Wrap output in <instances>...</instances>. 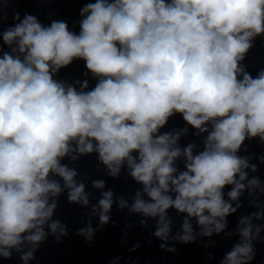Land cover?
Segmentation results:
<instances>
[{
	"label": "clouds",
	"instance_id": "clouds-1",
	"mask_svg": "<svg viewBox=\"0 0 264 264\" xmlns=\"http://www.w3.org/2000/svg\"><path fill=\"white\" fill-rule=\"evenodd\" d=\"M81 16L77 34L66 22L46 27L16 12L14 26L0 33L19 53L0 58V256L25 244L34 250L46 225L58 237L67 235V226L52 220L57 203L50 197L67 189L69 202L89 205L77 172L60 162L73 142L80 154L96 152L113 177L127 164L143 185L130 212L156 219L155 237L169 240V209L186 214L173 240L196 239L189 218L199 235L220 234L240 206L224 199L225 186H232L229 200L237 201L246 187L261 183L247 179L250 165L237 152L246 138L264 141V71L253 78L239 65L251 41L264 34V0H96ZM5 18L0 13V21ZM74 59L98 78L93 90L78 92L53 79ZM175 113L200 133L211 125L203 151L176 147L179 134H158ZM181 155L187 170L176 174L173 162ZM93 187L105 185L94 181ZM113 196L104 191L92 206L101 227L114 202L128 207ZM253 217L264 219V212L240 220L241 242L222 264L253 259ZM97 230L89 222L77 234L91 241ZM261 230L257 226L256 234ZM32 256L27 251L21 260L27 264Z\"/></svg>",
	"mask_w": 264,
	"mask_h": 264
},
{
	"label": "water",
	"instance_id": "water-1",
	"mask_svg": "<svg viewBox=\"0 0 264 264\" xmlns=\"http://www.w3.org/2000/svg\"><path fill=\"white\" fill-rule=\"evenodd\" d=\"M252 47L245 53L244 59L239 62L240 67L245 72L255 78L260 71H264V34L256 36L252 41ZM212 130L211 125H208V132ZM208 132L200 133L197 129L187 124L183 119V115L175 113L168 118L167 123L158 130V134H170L175 136L179 134V139L176 147L181 150L188 145H193V155L203 151L204 143ZM237 155L241 158H246L250 165L244 169L247 173V179L258 178L260 187L249 189L246 187L242 191L237 201L229 200L227 193L232 186L228 185L224 188V199L231 203L233 207L237 204L234 213L226 217L227 226L220 234L211 236L199 235L201 229L197 225L194 218H189L194 229L196 239L191 243H182L178 240H173L172 237L182 232V223L186 214L177 213L175 209L168 210V216L172 221L171 232L168 241H162L153 235L152 253L153 264H222L226 255L233 247L241 242V237L237 231L240 227V220L246 216H252L257 212H264V141L259 136L246 138ZM174 167L177 173L186 171V158L181 155L174 162ZM256 167L252 171L251 166ZM247 185V180L244 181ZM174 195V194H173ZM253 235L252 247L254 250L253 259L249 264H264V230L256 234L257 226H264V219L257 220L253 217ZM156 231V219L153 218V233ZM166 244L165 248H161V244ZM169 249H174L170 251Z\"/></svg>",
	"mask_w": 264,
	"mask_h": 264
}]
</instances>
